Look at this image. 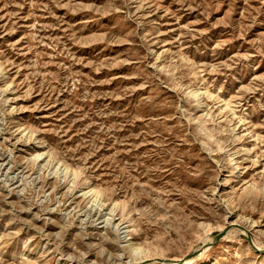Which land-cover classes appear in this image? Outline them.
Instances as JSON below:
<instances>
[{
    "label": "rangeland",
    "instance_id": "374dc122",
    "mask_svg": "<svg viewBox=\"0 0 264 264\" xmlns=\"http://www.w3.org/2000/svg\"><path fill=\"white\" fill-rule=\"evenodd\" d=\"M165 258L264 264V0H0V264Z\"/></svg>",
    "mask_w": 264,
    "mask_h": 264
},
{
    "label": "bare ground",
    "instance_id": "6f19581e",
    "mask_svg": "<svg viewBox=\"0 0 264 264\" xmlns=\"http://www.w3.org/2000/svg\"><path fill=\"white\" fill-rule=\"evenodd\" d=\"M194 95H196V93L194 92ZM42 152H37L35 155H34V160L36 161L40 156H42ZM65 168H66V166H65ZM67 170H68V168H67ZM90 192H92V190H87L86 192H84L85 194H87V193H90ZM96 200V199H95ZM94 200V201H95ZM111 211H113V209L111 210ZM205 233V239H204V241H207V239L208 238H206V236H207V234H208V232L206 231V232H204ZM228 233V232H227ZM261 246V245H260ZM157 249V248H156ZM131 250H132V252H133V256H134V258L133 259H139V258H143V257H147V256H150L153 252H152V249L151 248H149V247H144V246H135V245H131ZM155 252V251H154ZM143 254V255H142ZM154 254V253H153ZM87 255V254H86ZM152 256V255H151ZM166 260H163L162 262H161V264H190V263H192L193 262V259L191 258V259H188V260H186L185 262H183V260L184 259H174V258H171V259H167V258H165ZM195 260V259H194ZM139 261V260H138ZM121 262V261H120ZM120 262L118 263V264H120ZM129 262V261H128ZM132 262V261H131ZM130 263V262H129ZM78 264V263H77ZM122 264H127V262H124V263H122Z\"/></svg>",
    "mask_w": 264,
    "mask_h": 264
},
{
    "label": "water",
    "instance_id": "95a60500",
    "mask_svg": "<svg viewBox=\"0 0 264 264\" xmlns=\"http://www.w3.org/2000/svg\"><path fill=\"white\" fill-rule=\"evenodd\" d=\"M250 243L252 244V246L254 247V249L258 250V248L253 245V242L251 240H250Z\"/></svg>",
    "mask_w": 264,
    "mask_h": 264
}]
</instances>
